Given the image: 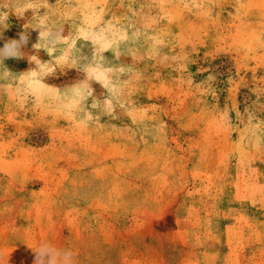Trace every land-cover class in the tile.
<instances>
[{
    "label": "rangeland",
    "instance_id": "rangeland-1",
    "mask_svg": "<svg viewBox=\"0 0 264 264\" xmlns=\"http://www.w3.org/2000/svg\"><path fill=\"white\" fill-rule=\"evenodd\" d=\"M0 11V47L30 34L12 79L38 66L0 81V264H264V0Z\"/></svg>",
    "mask_w": 264,
    "mask_h": 264
},
{
    "label": "clouds",
    "instance_id": "clouds-1",
    "mask_svg": "<svg viewBox=\"0 0 264 264\" xmlns=\"http://www.w3.org/2000/svg\"><path fill=\"white\" fill-rule=\"evenodd\" d=\"M21 17V16H20ZM9 19V15L7 12L0 11V28H3V31H0V39L3 38V32L6 30L7 21ZM36 29L39 30V42L40 40L47 41L48 45L55 47L57 44L63 43L67 40V38L63 35L62 29L53 30L51 27L47 25L46 22H42L39 27ZM30 34L27 32H21L19 34L18 39H9L7 40L3 47H0V64L4 65V71L0 72V81H9L12 80L13 83H18V86L21 88V94L25 92H31L34 87V81L38 76V66L35 69H32L28 72L31 73L33 78V82L20 80L19 82L12 79V72L8 70L5 66L4 61L9 58H21L24 54L22 52V48L26 47L29 43ZM38 42V43H39ZM38 43L33 45L34 48L37 49ZM30 61L35 63L34 59H30ZM95 69L91 66L85 67V72L91 75ZM86 98V97H83ZM93 107H96L94 104ZM93 116L90 112H85L84 118L81 121L84 126H87V122L91 121ZM71 252L65 251L63 253H58L48 244H42L38 250H35V260L34 264H56L58 259L63 260V264H68L71 260Z\"/></svg>",
    "mask_w": 264,
    "mask_h": 264
}]
</instances>
